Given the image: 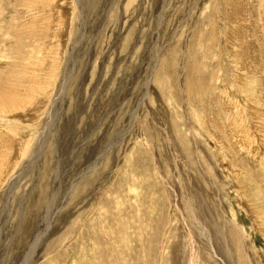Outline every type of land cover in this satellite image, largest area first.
I'll return each instance as SVG.
<instances>
[{"label":"rangeland","instance_id":"rangeland-1","mask_svg":"<svg viewBox=\"0 0 264 264\" xmlns=\"http://www.w3.org/2000/svg\"><path fill=\"white\" fill-rule=\"evenodd\" d=\"M0 91V264H264V0H0Z\"/></svg>","mask_w":264,"mask_h":264},{"label":"bare ground","instance_id":"bare-ground-1","mask_svg":"<svg viewBox=\"0 0 264 264\" xmlns=\"http://www.w3.org/2000/svg\"><path fill=\"white\" fill-rule=\"evenodd\" d=\"M33 2L35 1V0H32ZM24 3V2H23ZM30 4V3H29ZM19 5V4H18ZM31 5H32V3H31ZM23 6V5H22ZM20 8V7H19ZM30 8V7H29ZM24 9V8H23ZM30 9H32V8H30ZM35 9V8H34ZM33 12V11H32ZM32 18V17H31ZM35 60V59H34ZM36 60H38V59H36ZM48 62V61H47ZM41 66V65H40ZM38 95V94H37ZM23 98H19L18 97V99H15V98H12V100L9 98V96L8 95H5L4 93H2L1 91H0V111L1 112H3V113H5V114H9V115H7V116H10L11 118H14L19 112H20V110L21 109H26L27 108V106H30V103L28 102L29 101V99H27L28 98V94H25V95H23L22 96ZM24 97H26V98H24ZM25 100V101H24ZM35 107V106H34ZM32 110H34V109H32ZM29 112V111H28ZM4 115V114H3ZM1 135V134H0ZM232 140V139H231ZM241 140V139H240ZM237 141V140H236ZM235 142V141H234ZM12 154L13 153H10V154H0V175L1 174H3L5 171L7 172L8 171V166L9 165H12L14 162L13 161H15V160H10V157L12 158ZM238 166V165H237ZM12 169V168H11ZM5 172V173H6ZM4 173V174H5ZM3 174V175H4ZM9 177V176H8ZM23 177V176H22ZM56 179H57V177H56ZM7 180L8 179H6V182H7ZM10 181V180H9ZM5 182V181H4ZM5 182V183H6ZM14 186V185H13ZM9 187V186H8ZM8 190V189H7ZM6 193H7V191H6ZM49 204H51V203H49ZM49 206V205H48ZM52 210V209H51ZM50 216V215H49ZM48 224V223H47ZM41 232V231H40ZM220 232V231H219ZM39 235V234H38ZM40 235H41V233H40ZM39 235V236H40ZM38 236V237H39ZM42 236H43V234H42ZM41 238V237H40ZM38 239V238H37ZM41 240V239H40ZM35 241H36V239H35ZM37 243L39 242V240L38 241H36ZM32 243H35V242H32ZM34 246L35 247H37L38 245H36V243L34 244ZM33 246V247H34ZM31 245H29V250H27L28 252H27V254H26V257L28 256V254H29V252H30V250L33 248ZM209 247V246H208ZM210 249H212V248H210ZM31 254H32V251L30 252ZM29 256H31V255H29ZM27 258H29V257H27ZM28 261V260H27ZM55 264V263H54Z\"/></svg>","mask_w":264,"mask_h":264}]
</instances>
